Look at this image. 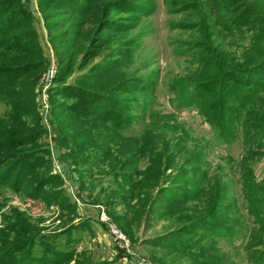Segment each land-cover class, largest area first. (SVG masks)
Here are the masks:
<instances>
[{
	"label": "rangeland",
	"instance_id": "1",
	"mask_svg": "<svg viewBox=\"0 0 264 264\" xmlns=\"http://www.w3.org/2000/svg\"><path fill=\"white\" fill-rule=\"evenodd\" d=\"M0 1V24L20 21L14 30L0 26V72L42 64L19 97L0 77V128H40L23 148L46 154L25 182L51 175L36 198L23 183L12 187L17 173L0 185V264H26L30 253L58 258L53 247L64 255L56 264H261L264 84L250 100L229 86L220 108L213 80L219 66H252L264 56V24L227 30L218 19L222 0H140V11L114 15L120 27L93 61L105 71L88 66L66 84L90 73L80 84L116 89L110 96L129 122L121 132L88 125L102 143L79 151L70 145L75 127L60 133L65 115L49 97L56 56L38 0L11 8ZM19 33L24 48L12 49ZM12 99L23 109L14 119Z\"/></svg>",
	"mask_w": 264,
	"mask_h": 264
},
{
	"label": "trees",
	"instance_id": "2",
	"mask_svg": "<svg viewBox=\"0 0 264 264\" xmlns=\"http://www.w3.org/2000/svg\"><path fill=\"white\" fill-rule=\"evenodd\" d=\"M3 1L10 3L9 8L16 3L15 0ZM138 1L140 0H38V7L51 35L50 39L54 45V55L56 56L57 68L51 78V82L56 86L50 88L49 97L53 106L61 111L58 117L65 115L63 124L58 122L60 133L64 129L75 127V130L70 132L73 138L70 145L74 150L76 148L79 151L94 149L95 145L97 147L101 145L102 142H94V138L92 140L90 137V130L85 129L88 125L108 123L113 129L121 132L125 128V123L129 122L123 117L122 111L116 107L115 100L110 96L116 89L93 91L87 86H82L80 84L82 81H92L88 72L78 74L73 84H66V79L74 71H82L88 66L91 72L105 71L103 63H93V61L110 45L115 31L120 27L114 20V15L140 11L141 6ZM217 8L222 10L218 15L219 22L227 30L240 29L259 22L264 24V0H222L217 4ZM12 20L9 19L8 22H12ZM19 24L20 21L10 26L8 23L2 22L0 26L5 28V25L14 30ZM24 36L25 33L15 35L12 49L24 48L19 46ZM254 63L252 66L231 69L224 68L223 65L218 67L216 72L221 74L213 81L217 85L219 84V99L223 100L220 103V108L227 100L229 86L234 87L235 91H238V88L242 89L243 96L247 100L252 99L255 94L257 95L258 87H263L264 84V56ZM41 65L38 62L10 67L0 72V77H9L8 84L15 83L12 94L19 97L24 92V86L21 87L22 83L33 85L41 74ZM245 80L248 85L242 88L241 83ZM117 89V92L121 93V90ZM68 96L77 98L68 100L66 99ZM14 99L10 102V113L13 119L15 116H20L23 110L18 107V100ZM246 99L244 102L247 101ZM40 132L41 129L36 128L25 133L15 134L10 130L0 128L1 186L8 185L13 175L17 173L13 178L12 187L16 189L20 183H23L27 186V194L36 198L40 196V190L46 182L51 181V175L45 174L39 177L33 175L36 182L31 185L25 182L28 180L26 175L29 173V169L46 154L45 150L41 151L38 148L26 150L23 148L27 143L34 141ZM64 136H66L65 133ZM60 143L64 146L69 145L63 138L60 139ZM133 164L134 162H132ZM208 222L216 223L213 220H208ZM30 241L35 243L34 238H31ZM56 248L53 247L52 253L54 255L59 253L58 258L54 256L55 259H49L45 254H42L36 261L35 256L30 253L26 264H48L50 262L56 264L61 257H64ZM258 260L259 263L264 264V251Z\"/></svg>",
	"mask_w": 264,
	"mask_h": 264
},
{
	"label": "built area",
	"instance_id": "3",
	"mask_svg": "<svg viewBox=\"0 0 264 264\" xmlns=\"http://www.w3.org/2000/svg\"><path fill=\"white\" fill-rule=\"evenodd\" d=\"M104 215V214H103ZM105 218V215L103 216V219Z\"/></svg>",
	"mask_w": 264,
	"mask_h": 264
}]
</instances>
